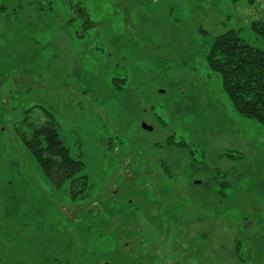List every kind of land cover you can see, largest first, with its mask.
<instances>
[{"label":"rangeland","instance_id":"rangeland-1","mask_svg":"<svg viewBox=\"0 0 264 264\" xmlns=\"http://www.w3.org/2000/svg\"><path fill=\"white\" fill-rule=\"evenodd\" d=\"M254 21L264 0H0V264H264V129L205 59L230 29L264 50ZM51 119L86 202L15 134Z\"/></svg>","mask_w":264,"mask_h":264},{"label":"trees","instance_id":"trees-1","mask_svg":"<svg viewBox=\"0 0 264 264\" xmlns=\"http://www.w3.org/2000/svg\"><path fill=\"white\" fill-rule=\"evenodd\" d=\"M231 1L254 5L257 0ZM251 26L264 38L263 22L254 21ZM240 31L230 29L216 36L205 59L210 70L221 75L222 88L235 110L255 120L264 129V50L243 39ZM15 134L41 167L53 189L58 190L68 184L72 199L86 202L91 198L85 163L81 157L71 154L53 119L16 124Z\"/></svg>","mask_w":264,"mask_h":264},{"label":"water","instance_id":"water-1","mask_svg":"<svg viewBox=\"0 0 264 264\" xmlns=\"http://www.w3.org/2000/svg\"><path fill=\"white\" fill-rule=\"evenodd\" d=\"M145 128H148L145 124L143 125ZM150 128V127H149Z\"/></svg>","mask_w":264,"mask_h":264}]
</instances>
